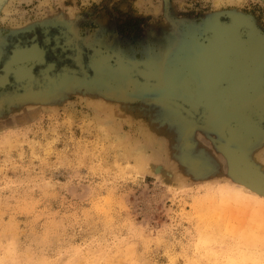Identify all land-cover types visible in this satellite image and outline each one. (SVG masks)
<instances>
[{"label": "rangeland", "instance_id": "rangeland-1", "mask_svg": "<svg viewBox=\"0 0 264 264\" xmlns=\"http://www.w3.org/2000/svg\"><path fill=\"white\" fill-rule=\"evenodd\" d=\"M229 11L264 33L259 0H0V62L27 31L114 52L107 73L51 74L0 95V264H264V196L229 177L213 135L118 69L173 71L187 37ZM248 157L264 171V140Z\"/></svg>", "mask_w": 264, "mask_h": 264}, {"label": "water", "instance_id": "water-1", "mask_svg": "<svg viewBox=\"0 0 264 264\" xmlns=\"http://www.w3.org/2000/svg\"><path fill=\"white\" fill-rule=\"evenodd\" d=\"M187 40V53L173 71L164 63L145 69L149 62L133 61L118 69L142 79L147 92L155 93L151 101L171 111L178 122L213 135L210 141L224 157L229 177L264 196V171L248 157L264 140V33L251 17L229 11L206 18ZM226 53L241 58L236 69L246 73L238 85L232 75L226 77L220 90V83L207 80V74Z\"/></svg>", "mask_w": 264, "mask_h": 264}, {"label": "flooded vegetation", "instance_id": "flooded-vegetation-1", "mask_svg": "<svg viewBox=\"0 0 264 264\" xmlns=\"http://www.w3.org/2000/svg\"><path fill=\"white\" fill-rule=\"evenodd\" d=\"M2 5V4H1ZM70 33V32H69ZM58 36H50L49 33H40L39 31H27L15 36L14 43L8 48L7 55L3 62H0V95L8 92L16 96L18 86H30L35 82H44L50 79L51 74L56 75L58 80L68 74H76L84 71L86 74L111 70L113 63V51L107 46H102L96 41L91 40L90 43L83 47V50L76 46L77 41L73 32L63 34L62 40ZM36 49L39 53L38 57L24 59V53ZM22 56L20 64H24L25 73L23 78L19 76L16 69L13 68V60L18 56ZM83 56L86 58L83 61ZM117 65L126 64L124 58ZM16 63V64H18ZM12 66V67H11ZM125 66V65H123ZM87 72H86V71ZM92 77V76H91ZM108 78V76H107Z\"/></svg>", "mask_w": 264, "mask_h": 264}, {"label": "bare ground", "instance_id": "bare-ground-1", "mask_svg": "<svg viewBox=\"0 0 264 264\" xmlns=\"http://www.w3.org/2000/svg\"><path fill=\"white\" fill-rule=\"evenodd\" d=\"M239 58V57H238ZM241 58L237 59V55L236 54H231L229 57H227V59L225 60V64L223 67V70L221 71V73L218 76V82L220 83V86L218 87V89L223 90V87H221L223 84H225L226 81V77L230 78V76L232 75L233 77V84L237 85L238 83V70L236 69V66L240 63ZM234 66V67H233ZM233 70V72L235 71V74L232 73L231 71Z\"/></svg>", "mask_w": 264, "mask_h": 264}]
</instances>
